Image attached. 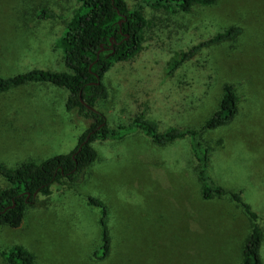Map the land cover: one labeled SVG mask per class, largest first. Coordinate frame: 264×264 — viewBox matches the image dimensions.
<instances>
[{
	"label": "rangeland",
	"instance_id": "374dc122",
	"mask_svg": "<svg viewBox=\"0 0 264 264\" xmlns=\"http://www.w3.org/2000/svg\"><path fill=\"white\" fill-rule=\"evenodd\" d=\"M126 1L147 25L139 54L102 78L109 96L98 109L110 134L94 142L98 157L80 181L38 196L18 227L0 225V264H12L4 252L17 245L35 264H238L250 221L229 198H202L189 140L158 146L137 128H123L139 112L160 130L199 127L226 83L237 87L241 113L202 133L213 147L210 174L227 189H243L264 218V0H218L188 12ZM79 11L77 0H0V75L65 71L59 44ZM231 26L240 28L235 39L201 48L170 70L182 52ZM66 99L64 87L46 82L0 93V162L17 166L71 152L90 120L66 109ZM6 185L0 176V189ZM90 197L109 209L104 260L94 257L101 209ZM262 227L264 264V221Z\"/></svg>",
	"mask_w": 264,
	"mask_h": 264
},
{
	"label": "trees",
	"instance_id": "16d2710c",
	"mask_svg": "<svg viewBox=\"0 0 264 264\" xmlns=\"http://www.w3.org/2000/svg\"><path fill=\"white\" fill-rule=\"evenodd\" d=\"M77 2L84 12H76L59 44L63 49L66 70L32 69L13 76L0 75V93L34 82L62 86L67 90L66 109L90 120V125L79 136L76 147L69 153H59L39 162L28 160L17 166L0 162V176L7 182L0 189V225L18 227L27 208L36 203L38 196L52 194L55 184L75 183L84 177L98 157L94 142L110 134L107 117L98 109V103L109 96L102 78L116 63L133 60L141 50L147 21L140 9L131 8L126 0ZM217 2L218 0H142V5L188 12L194 6H209ZM40 15L54 16L50 11H42ZM239 33V27L231 26L208 41L182 52L170 70L173 72L195 56L201 48L233 40ZM240 113L241 100L237 87L226 83L213 113L199 127L172 126L160 130L157 121L147 118L144 112H139L123 128H137L136 130L143 132L158 146L188 139L190 150L197 162L202 198H229L242 209L250 221L251 229L242 243L241 260L238 264H263L261 250L264 218L244 200L243 189H227L214 180L209 170L213 147L201 136L205 131L231 124ZM88 204L101 209V243L94 251V257L104 260L111 252L109 209L102 200L94 197L88 199ZM4 254L12 264H35L34 255L20 245Z\"/></svg>",
	"mask_w": 264,
	"mask_h": 264
}]
</instances>
